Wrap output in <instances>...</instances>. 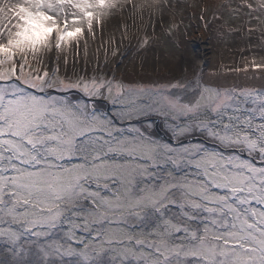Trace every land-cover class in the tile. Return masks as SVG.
<instances>
[{"label": "snow or ice", "instance_id": "1", "mask_svg": "<svg viewBox=\"0 0 264 264\" xmlns=\"http://www.w3.org/2000/svg\"><path fill=\"white\" fill-rule=\"evenodd\" d=\"M244 2L253 8L247 0ZM161 5L162 0H0V220L10 217L11 223L19 225L23 232L40 237L47 234L40 229L55 227L65 213L83 212L78 207L82 201L89 209L87 215L79 216L85 221V229L97 224L103 229L104 223L113 219L126 222L129 218H143L149 215L145 209L150 208L159 214L160 222L149 233L156 239L148 244L152 250L148 254L132 246L105 249L104 244H124L125 240L135 245L144 243L131 233L117 240V233L111 229L96 233L94 241H101L99 244L84 243L79 250L71 244L66 248L52 244L48 245L50 251L43 246L40 251L45 257H75L74 264H100L107 251L115 253L112 264L117 259L124 264L130 257L140 264H186L189 257L197 264H264V166L202 147L182 151L165 147L159 154L142 140L93 139L88 134L98 123L106 122L89 116L82 106L30 94L10 83L21 81L41 90L58 83L66 88L82 87L90 95L106 89L114 103L123 101L126 95H158L144 85L133 87L95 76L90 81L81 77L65 84L55 73L61 61L68 64L69 52L79 54L82 42L86 54L85 37H94L97 28L116 15L127 13L134 26L135 18L143 24L145 15L159 13ZM257 7L264 11V0H259ZM130 28L122 25L124 38L131 36ZM115 40L110 38L111 43ZM137 42L144 47L149 44V36L137 37ZM45 59L57 62L52 77L42 69L26 72L33 63L43 64ZM249 68L264 72V63L253 60L243 69L233 70L247 73ZM194 75V82L159 86L161 90L174 91L195 84L193 101L182 103L179 96L163 97L168 108L189 118L205 117L197 123L219 143L238 147L250 156L255 153L264 162V88L212 87L201 83L202 73ZM249 102L254 106L245 109L244 115L241 105ZM257 116L260 123H255ZM107 134L112 137L111 130ZM109 153H141L153 164L194 163L201 178L185 177L159 190H137L136 176L146 169L118 163ZM73 157L79 162L65 167L62 162ZM102 190L110 191V195H102ZM174 191L180 196L181 216L165 218L164 210L170 203H177L170 199ZM180 232L184 236L177 243L176 234ZM21 234L11 228L0 229V238L13 244ZM0 264L16 261L0 260Z\"/></svg>", "mask_w": 264, "mask_h": 264}, {"label": "rangeland", "instance_id": "2", "mask_svg": "<svg viewBox=\"0 0 264 264\" xmlns=\"http://www.w3.org/2000/svg\"><path fill=\"white\" fill-rule=\"evenodd\" d=\"M247 3H251L253 8H248L244 0H162V10L159 13L151 17L146 14L143 24L138 17L135 18L134 26L133 21L127 18V13L118 14L107 24L97 28L94 37L91 35L85 37L86 54L82 42L79 54L69 52L68 64L64 65L61 61L59 70L55 73L64 79L65 84L75 83L81 77L90 81L95 76L98 79L101 77L106 80L114 79L133 87L144 85L152 92H159L158 95L151 97L149 95L139 97L126 95L123 101L114 103L113 96L106 89L100 94L90 95L83 91L82 87L66 88L58 83L43 90L32 88L21 81L13 80L10 83L18 84L30 94L46 99L50 97L64 99L73 105L82 106L89 116H96L100 121L106 122L98 123L88 134L93 139L142 140L152 145L159 154L164 153L165 147L177 151L202 147L208 152L221 153L225 157L236 156L243 160H252L241 154L242 152L248 153L247 151L238 147H226L210 136L206 129L201 128L197 121L205 117L189 118L168 108V102L163 97L174 99L179 96L182 103H188L195 99L196 93L192 91L195 85L174 91L159 88V86L177 82L178 79L171 78L177 74L190 75L189 77L195 78L194 73H202L203 79L208 71L243 69L245 64L253 60L257 63H264V11L257 7L259 0H247ZM124 24L131 26L129 38L122 36V25ZM174 25L176 27H173ZM143 35L149 36V44L141 47L137 42V37L142 38ZM112 37L116 38L115 43L110 42ZM169 47H172L174 52L169 53ZM114 52L115 55H113ZM56 63L54 59L51 61L45 59L43 64L33 63L30 69H26V72L42 69L52 77ZM260 75V72H256V77L259 78H252V82H247L248 85L244 86L264 88L258 85L259 82L264 81ZM79 92L90 97H101L106 101H89L80 96ZM129 104L132 106L125 107ZM253 106L251 102L241 105V112L247 115L245 109ZM211 119L214 120L215 117ZM260 122L257 116L255 123ZM185 126H188L187 130ZM109 130L112 131V137L107 134ZM167 136L174 138L175 141L202 137L209 143L195 140L174 144L166 138ZM211 143L227 150H221ZM231 149H238L239 152ZM109 156L118 163L138 165L146 169L136 176L137 190L149 188L159 190L162 185L176 183L185 177L189 180L201 178L194 163L185 162L179 166L163 162L153 164L141 153H134L132 156H128L127 153H109ZM252 156L260 160L257 154L253 153ZM78 162L79 160L73 157L66 158L62 163L68 167ZM252 162L257 166H264L254 160ZM100 183L102 185L104 181ZM92 188L95 189L94 183ZM101 194L108 196L110 191L102 190ZM170 199H175L177 203H170L164 210V216L165 218H179L181 216L179 193L172 192ZM78 207L84 211L78 212L77 215L65 213L55 227L40 229L47 233L40 237L23 232L19 225L11 223L10 217L5 216L3 220H0V229L7 231L11 228L22 234L15 244L6 238H0V260L6 262L15 260L16 264H74L76 258L67 255L51 254L45 257L40 251V246H43L45 251H50L48 245L63 244L66 248L71 244L79 250L83 248L84 243L99 244L101 241H94L96 233L109 229L117 233L115 236L117 240L122 239L124 233H131L136 238L142 239L144 243L135 245L134 241L129 244L125 240L124 244H104L105 249L119 250L124 246H132L145 254L152 251L148 244L156 237L149 233L153 232L155 224L160 221L159 214L153 213L150 208L145 209L149 215L143 218H129L126 222L113 219L111 223L105 222L103 229L99 224L90 225L88 229H85L83 227L85 221L79 216L87 215L88 205L82 201ZM76 225L81 226L76 227ZM183 236V232L177 233L176 242L178 243ZM113 255L115 253L107 251L100 258V264H112ZM115 264H120V260L117 259ZM124 264H140V262L130 257ZM186 264H197V262L189 257Z\"/></svg>", "mask_w": 264, "mask_h": 264}, {"label": "trees", "instance_id": "3", "mask_svg": "<svg viewBox=\"0 0 264 264\" xmlns=\"http://www.w3.org/2000/svg\"><path fill=\"white\" fill-rule=\"evenodd\" d=\"M260 78L264 79V72H260ZM252 75L256 77V72L253 71L251 68H249L248 72L245 73L243 71L241 72H236L234 70L232 71H221V72H211L208 71L206 74H204L202 82L203 84H206L208 86H216V87H230L234 85L238 86H244L248 85L247 82H252ZM190 76V75H189ZM188 75H183V74H177L174 77L172 76V79H178L179 82L185 83L186 81L189 82V79H191L192 82L195 81V78L193 76L189 77ZM189 79H188V78ZM188 79V80H185ZM249 79V80H248ZM192 85H195L194 83L189 84V87ZM259 86H264V81H261L258 83ZM195 87V86H194Z\"/></svg>", "mask_w": 264, "mask_h": 264}, {"label": "water", "instance_id": "4", "mask_svg": "<svg viewBox=\"0 0 264 264\" xmlns=\"http://www.w3.org/2000/svg\"><path fill=\"white\" fill-rule=\"evenodd\" d=\"M108 111L110 112V109L108 108ZM164 134V133H163ZM170 142H172V143H174V144H181V143H184V142H187V141H195V140H201V141H204V142H207V143H209L207 140H205L204 138H202V137H197V138H191V139H184V140H179V141H175L174 140V138H172V137H169V136H167L166 137ZM211 144H213V145H215V146H217V147H219L221 150H227V149H224V148H222L220 145H217V144H215V143H211ZM231 150H234V151H236V152H239V150L238 149H231ZM241 154H243L244 156H247V157H249V158H251L252 160H254L256 163H258V164H263L264 165V162H262L261 160H256V158L254 157V156H250L248 153H244V152H242Z\"/></svg>", "mask_w": 264, "mask_h": 264}, {"label": "flooded vegetation", "instance_id": "5", "mask_svg": "<svg viewBox=\"0 0 264 264\" xmlns=\"http://www.w3.org/2000/svg\"><path fill=\"white\" fill-rule=\"evenodd\" d=\"M80 96H82L83 98L89 100V101H97V102H103L106 101V99L101 98V97H90V96H86L83 93L79 92Z\"/></svg>", "mask_w": 264, "mask_h": 264}, {"label": "bare ground", "instance_id": "6", "mask_svg": "<svg viewBox=\"0 0 264 264\" xmlns=\"http://www.w3.org/2000/svg\"><path fill=\"white\" fill-rule=\"evenodd\" d=\"M168 52L172 53V52H174V49L172 47H169Z\"/></svg>", "mask_w": 264, "mask_h": 264}]
</instances>
